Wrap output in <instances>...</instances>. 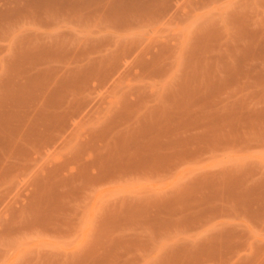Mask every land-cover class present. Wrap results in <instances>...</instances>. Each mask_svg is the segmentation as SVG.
Returning <instances> with one entry per match:
<instances>
[{
    "label": "rangeland",
    "instance_id": "374dc122",
    "mask_svg": "<svg viewBox=\"0 0 264 264\" xmlns=\"http://www.w3.org/2000/svg\"><path fill=\"white\" fill-rule=\"evenodd\" d=\"M26 21L0 31L28 104L2 115L0 264H232L264 239V0H29Z\"/></svg>",
    "mask_w": 264,
    "mask_h": 264
},
{
    "label": "crops",
    "instance_id": "0c3cea01",
    "mask_svg": "<svg viewBox=\"0 0 264 264\" xmlns=\"http://www.w3.org/2000/svg\"><path fill=\"white\" fill-rule=\"evenodd\" d=\"M29 0H0V31L13 30V29H22L27 27V14H28ZM25 19V20H23ZM4 43L5 45H10V39L6 37H0V44ZM27 43L26 39H14L13 44L15 45H25ZM121 59V54L117 50V60ZM5 70L0 72V155H5V149L3 143L6 140H11L12 137L9 135V132L5 129L7 121L2 117L6 110L15 109L19 114L26 115L28 109L27 104V95L26 92L23 93L22 101V92L20 87L22 86L21 80L17 79L15 85L19 87L16 91L18 101H15L12 105L11 102H8V93L3 87V78L5 76ZM26 119V118H25ZM24 123L27 124V121H20L15 124L16 126L21 127ZM20 129V128H19ZM21 130V129H20ZM17 142H25L27 138L23 137L22 132L15 136ZM251 219L253 226L260 227L261 230H264V216H261V220L254 221ZM264 237V236H262ZM264 247V239H259V237L247 236L245 235L244 239H238L234 243V247L231 250L233 255L232 264H257V259L261 256L262 253L259 252L258 248ZM242 250H245V255L241 256ZM261 257H264L262 255Z\"/></svg>",
    "mask_w": 264,
    "mask_h": 264
}]
</instances>
